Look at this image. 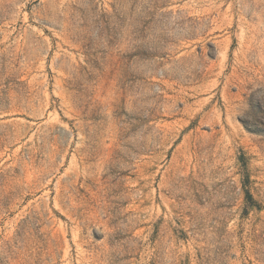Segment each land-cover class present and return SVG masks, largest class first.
Here are the masks:
<instances>
[{"label":"rangeland","instance_id":"rangeland-1","mask_svg":"<svg viewBox=\"0 0 264 264\" xmlns=\"http://www.w3.org/2000/svg\"><path fill=\"white\" fill-rule=\"evenodd\" d=\"M0 264H264V0H0Z\"/></svg>","mask_w":264,"mask_h":264}]
</instances>
